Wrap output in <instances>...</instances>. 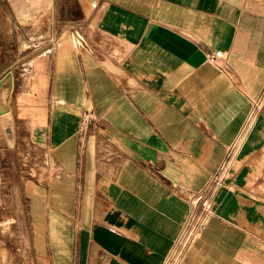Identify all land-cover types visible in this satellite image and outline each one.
<instances>
[{
  "label": "crops",
  "instance_id": "0c3cea01",
  "mask_svg": "<svg viewBox=\"0 0 264 264\" xmlns=\"http://www.w3.org/2000/svg\"><path fill=\"white\" fill-rule=\"evenodd\" d=\"M214 49L227 53L222 67L206 59ZM7 74L0 264H162L187 197L217 171L264 89V0H0ZM256 141L242 145L183 264L256 259L264 212L240 169ZM24 146L28 166L48 168L26 186Z\"/></svg>",
  "mask_w": 264,
  "mask_h": 264
},
{
  "label": "rangeland",
  "instance_id": "374dc122",
  "mask_svg": "<svg viewBox=\"0 0 264 264\" xmlns=\"http://www.w3.org/2000/svg\"><path fill=\"white\" fill-rule=\"evenodd\" d=\"M259 99V100H258ZM258 101V102H257ZM255 109V110H254ZM250 114L248 115L244 126L245 129L248 124L253 121L251 128L249 131H246L243 139L238 142V144L233 148V153L229 155V157H225V161L229 160V164H240V160L243 159L244 156H241L240 150L244 142H248L252 136H257L258 141L254 144H259L260 146L253 152V157H248L246 160L243 161V165H241V170L243 167H246L248 170V181L253 184V191L249 192L250 197L253 201L257 202L259 205V209L261 212H264V89L260 95L254 98L250 105ZM259 110V111H258ZM260 112V113H259ZM257 113V114H256ZM254 114V115H253ZM253 115V116H252ZM250 117V118H249ZM243 126V127H244ZM1 134V133H0ZM27 147L24 146L23 152H19L18 158V172H19V181L23 186L32 184L36 180L43 181L42 176L43 173L47 171L45 169L42 174L39 172L42 171L41 168L37 167L34 169L33 167L29 169L27 159L24 158L25 153L27 151ZM235 153V154H234ZM234 156V157H233ZM10 161V156L5 157L3 162H0V201L6 199L7 192L5 190L4 177L2 173H4L3 167H5L6 161ZM38 162V161H37ZM27 164V166H26ZM43 164V163H41ZM44 165V164H43ZM42 166V165H41ZM0 210H5L4 206H0ZM8 223L2 225V234L4 227L10 229V215L7 216ZM261 222V220H260ZM264 222L262 221L259 225L260 235L264 233ZM242 263L248 264L250 260L249 255H242L241 256ZM252 264H264V240L259 241V248H258V255L255 259L253 255L251 257Z\"/></svg>",
  "mask_w": 264,
  "mask_h": 264
},
{
  "label": "built area",
  "instance_id": "2783aa9c",
  "mask_svg": "<svg viewBox=\"0 0 264 264\" xmlns=\"http://www.w3.org/2000/svg\"><path fill=\"white\" fill-rule=\"evenodd\" d=\"M71 38L74 45H76L77 47L87 48L86 41L79 32L73 31ZM226 58L227 53L221 49H214L206 53L207 61L214 66L222 67ZM89 118L90 113L87 112L83 115L84 121H88ZM245 133L246 130L244 126L240 134L228 149L226 155L227 157H229V155L233 151V148L238 144V142L243 139ZM30 157L31 152H26L24 158L27 159L28 163L29 161H31V163L33 162L32 158ZM42 163L54 170V165L50 156H46V159ZM37 165V163L35 164V166L31 164V166H29V169H31L32 167L35 169ZM230 167L231 165L229 164V160H223V162L221 163L217 171L211 176L205 187L198 192L191 193L187 197V200L190 204V211L162 264H183L185 255L187 254L195 239L204 230L212 215L214 195L218 188L225 184ZM54 173L55 172H53V176Z\"/></svg>",
  "mask_w": 264,
  "mask_h": 264
},
{
  "label": "water",
  "instance_id": "95a60500",
  "mask_svg": "<svg viewBox=\"0 0 264 264\" xmlns=\"http://www.w3.org/2000/svg\"><path fill=\"white\" fill-rule=\"evenodd\" d=\"M12 85L13 79L11 74H7L0 80V128L2 132L14 129L8 102Z\"/></svg>",
  "mask_w": 264,
  "mask_h": 264
},
{
  "label": "bare ground",
  "instance_id": "6f19581e",
  "mask_svg": "<svg viewBox=\"0 0 264 264\" xmlns=\"http://www.w3.org/2000/svg\"><path fill=\"white\" fill-rule=\"evenodd\" d=\"M259 100V99H258ZM258 102V101H257ZM255 110V109H254ZM259 111V110H258ZM260 113V112H259ZM257 114V113H256ZM254 115V114H253ZM252 115V116H253ZM250 118V117H249ZM252 123H253V121H251L249 124H248V126L246 127V131H249V129L251 128V126H252ZM233 153V152H232ZM235 154V153H234ZM234 157V156H233Z\"/></svg>",
  "mask_w": 264,
  "mask_h": 264
}]
</instances>
